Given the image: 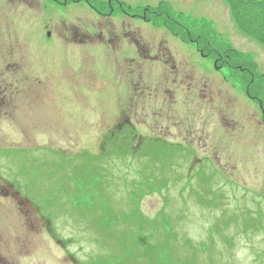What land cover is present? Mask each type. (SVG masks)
Returning a JSON list of instances; mask_svg holds the SVG:
<instances>
[{"label": "rangeland", "instance_id": "374dc122", "mask_svg": "<svg viewBox=\"0 0 264 264\" xmlns=\"http://www.w3.org/2000/svg\"><path fill=\"white\" fill-rule=\"evenodd\" d=\"M92 1L0 0V264H100L120 248L102 212L129 226L142 217L182 264H264V116L246 93L251 79L264 105V46L239 21L256 24L264 8ZM149 8L212 30L253 74L215 67ZM77 172L99 177L95 194L81 190L93 212L71 204Z\"/></svg>", "mask_w": 264, "mask_h": 264}, {"label": "trees", "instance_id": "16d2710c", "mask_svg": "<svg viewBox=\"0 0 264 264\" xmlns=\"http://www.w3.org/2000/svg\"><path fill=\"white\" fill-rule=\"evenodd\" d=\"M225 2H227V4H228L230 12H232V14L235 15L236 14L235 8L238 6L235 5L234 2H236V4H238L239 1L238 0L237 1L236 0H226ZM255 2L257 5V9H258L259 5L262 6L261 9L264 8V0H255ZM261 9L257 10V11H262ZM160 10H161L162 15L160 14ZM242 10L246 11V12L251 11L247 7H245ZM245 13H244V15H245ZM146 15L151 17V19L154 18L155 22L158 26L159 25L164 26L165 28H167L169 30V32H171V30H172L173 32H176L178 35H181L182 37H185V35H187V37H185V38L189 42L196 44L197 49H199L201 47H205L206 49H208V51H206L205 53L209 52L208 56H211V58H213V60H215L217 67H219L218 66L219 64H221L220 68L228 67L229 71H233V73L238 74L239 77H240V74L244 73V71L249 72V74L250 73L253 74L252 65L249 64L248 62L246 63V61H244V60L243 61L240 60L238 58V56L236 55V53L234 52V50L232 49V47H229L228 45H222L220 43L219 44L216 43V41H215L216 36L212 30H206V31H201V32L195 31L194 32V31L190 30L188 27L173 21V14L169 13L168 11H167V13H165L160 8H158V9L149 8ZM163 15H166V16H163ZM260 16H261L260 19L257 18L256 24L251 23L252 25H250V26L246 25V24H248L246 19L241 18L239 21L242 22L243 24H242V27L240 29L242 30L243 27L247 26L248 27L247 30H244L243 33L250 36L253 40L258 42L261 46H264V12L263 11L260 12ZM169 20H170V22L168 23ZM183 34H185V35H183ZM193 34H196V36L194 37ZM207 40H209L212 44L206 46V44H208ZM247 76H249V75L247 74ZM247 79H249V77H247ZM253 83L254 82L250 79L249 86L247 88L248 92H246V93L249 94L250 97H252V95H253L254 97H252V98H256V100L261 99L259 97V94H261V93H259L258 90H257L256 94L250 93V90L254 87ZM259 103H260V105H262V109H263V113H264V105L262 104V102L260 100H259ZM263 116H264V114H263ZM20 155H22V153H20ZM110 155L111 156L115 155L114 156L115 158H119V159L121 158V159L126 161L124 156L129 157L130 152L126 153V151H124V152L122 151V154L120 153V151L117 154L111 152ZM166 158L170 159L169 156H166ZM102 161H103L102 159L98 160L97 169H99V171H101V170L107 171V173L109 175H111V177L113 178L114 174L116 172H110V170H108V167L111 165L110 162L112 160H107L105 162H102ZM170 168H171V165H170ZM178 172H179V170H178ZM181 172H182V170H181ZM181 172L178 175L183 176V174ZM73 177H74L75 184H77V186H73V184H71V178H70L68 184L72 185L75 189V191H73L71 193L69 192V195H68L71 197V199L73 197L71 204L76 205L77 207L80 206L78 208H82V209L90 208V206H92V208L87 210V211L93 212L94 210H96L95 206L93 204L95 202L94 198H92V196L89 193H85V192L82 193L81 190L87 189L85 186V183L88 186L95 184L92 187V189L95 190V192H94V194H95L97 192L95 188L99 184V181H98L99 177L98 178L95 177V179L88 180L86 178L81 177L79 172H77L76 176L73 175ZM150 179L153 181L154 176H151ZM183 181L187 182L186 190H190V189L193 190L192 189V183L194 184L195 181H190V180L188 181L187 179H183ZM85 195L88 198L89 204H87V202L85 200L82 201V198ZM203 203L204 202H200V204H203ZM86 205H88L89 207H87ZM139 215H140V213H139ZM99 216L101 218H107L109 222H113L110 226H108V228H105L102 230L108 237H109V233L112 230L116 231L117 234H116L115 239L120 244V248L117 249V250H119L117 255L113 256L110 253H109V255H106V256L101 255L99 257L100 264H182V262L181 263L178 262V259L175 256L171 255L173 253V251L170 249V246L167 245L166 241L164 242V241H160V240L156 239L157 232L155 233V231L152 230L151 228H149V226H147V224H144V227H142V224H143L142 217H141V222H139V221H137V219H138L137 215L132 214L130 219H129V223H130V226H129V225H125V223L127 222L128 219L121 221L122 217L121 216H120V218L116 217L117 214H114V216H111L110 213L102 212L101 214H99ZM126 218H128V217H126ZM87 222H88V224L84 225L85 231L92 233V230H90V228H89V224L91 222L90 221H87ZM133 225H135V226H133ZM166 235L167 236L169 235V227H167ZM154 241L157 244H154ZM150 248L154 249V251H155L154 254L150 251ZM160 251H163V257L159 256L158 252H160ZM193 255H194V257L196 256V254H193ZM147 258H148V260H147ZM187 264H195L194 258H192V260H189Z\"/></svg>", "mask_w": 264, "mask_h": 264}]
</instances>
